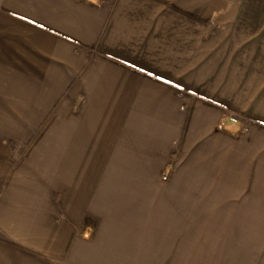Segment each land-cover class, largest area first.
Here are the masks:
<instances>
[{"label": "crops", "instance_id": "1", "mask_svg": "<svg viewBox=\"0 0 264 264\" xmlns=\"http://www.w3.org/2000/svg\"><path fill=\"white\" fill-rule=\"evenodd\" d=\"M40 157L194 172V218L233 205L264 235V0H0V264H91L39 228Z\"/></svg>", "mask_w": 264, "mask_h": 264}, {"label": "rangeland", "instance_id": "2", "mask_svg": "<svg viewBox=\"0 0 264 264\" xmlns=\"http://www.w3.org/2000/svg\"><path fill=\"white\" fill-rule=\"evenodd\" d=\"M40 158L38 178L58 185L52 196L59 200L50 199L39 228L48 243L66 233L86 241L80 253L86 249L91 264H264V235H239L255 231L246 212L210 204V217L194 218L207 215L194 196L206 199L208 192L194 187V172L52 171L49 157ZM139 180L154 186L128 187ZM179 191L182 204L172 202Z\"/></svg>", "mask_w": 264, "mask_h": 264}]
</instances>
